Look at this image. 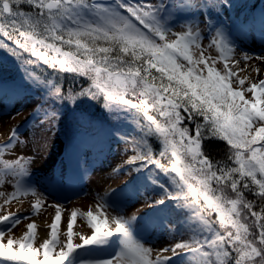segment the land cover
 <instances>
[{
  "label": "snow or ice",
  "instance_id": "obj_1",
  "mask_svg": "<svg viewBox=\"0 0 264 264\" xmlns=\"http://www.w3.org/2000/svg\"><path fill=\"white\" fill-rule=\"evenodd\" d=\"M238 4L0 0V53L21 73L19 84L0 79V99L19 103L30 90L41 97L25 119L28 135L16 124L0 143V188H11L0 190V209L35 198L27 216L0 213V264H264V54L240 46L264 41V13L232 23L227 13L239 14ZM47 70L81 81L79 89L66 91ZM85 102L98 104L111 127L79 111ZM65 103L73 109L75 141L49 181L52 190L71 182L68 170L80 171L81 157L86 163L101 140L124 146L113 173L127 179L97 191L95 208H73L66 230L64 202L54 200L41 239L31 220L47 199L30 180L43 159L35 146L51 149L62 119L57 105ZM212 139L226 143L223 161L205 153ZM138 201L142 209L126 217L123 210ZM78 216L90 234L74 232ZM141 230L173 239L157 248Z\"/></svg>",
  "mask_w": 264,
  "mask_h": 264
},
{
  "label": "rangeland",
  "instance_id": "obj_2",
  "mask_svg": "<svg viewBox=\"0 0 264 264\" xmlns=\"http://www.w3.org/2000/svg\"><path fill=\"white\" fill-rule=\"evenodd\" d=\"M264 13V0H258L257 4H253L249 7H245L241 14H238L235 19L232 18V23H238L245 17L258 18ZM205 44L207 41L204 42ZM241 48L253 55L264 54V41L260 39H249L240 43ZM1 60V56H0ZM14 62L11 58H8L6 62H3L1 70H9L11 63ZM259 64V62H254ZM13 65V64H12ZM243 66V64L241 65ZM264 68V65H260ZM248 73H242L246 75ZM255 77V73H251ZM39 103V100L34 93L30 90L26 92L23 99L19 103H14V100L9 98L0 99V143H3L9 133L11 126L19 124V132L24 135H28V130L32 127L31 120L25 122V119L29 116V113L33 110L34 106ZM19 113V114H18ZM55 136L51 143V149L46 150L47 146L39 148V154L43 157L42 160L32 166V175L30 177L31 182L35 183L40 189L46 190L45 194L47 199L45 206L36 215L31 216V220H34L38 226V235L41 239L45 238L48 231L47 224L51 223V219L55 214V209L48 207L54 200L63 201V208L66 212H63L62 222L60 225L61 230H66V218L70 215L73 208H79L82 212H86L89 207L95 208L96 200L94 199L97 191L101 193L106 188H117L126 179V175H116L113 173V168L125 159L123 155L124 146L121 145L119 149L116 147L115 141H109V143L103 147L98 144L92 150L91 154L87 157L85 163L84 157H81V170L78 171L75 176L71 169L68 170V177L71 179L70 183H66L58 190L53 191L49 181L54 177L58 178V174L61 169V162L66 160L67 152L64 149L63 142L59 137L56 129H53ZM132 129L130 128V132ZM23 138V136H22ZM109 144H111V150H109ZM33 147L32 145L29 148ZM0 190L10 191L9 186L0 188ZM50 192L51 195H47ZM34 197L31 195L23 197L21 200L14 201L7 209H0V213L6 214L7 211H12L20 215H29L32 212L31 203L34 202ZM2 203V201H0ZM137 209H142L140 202L130 203L129 207L123 210V214L127 217L130 216ZM109 212L116 215L117 212L113 209H109ZM148 214V213H147ZM28 220L22 221L21 225L15 229L17 235H20L25 229L24 225L28 223ZM74 232H80L81 234H90L86 221L78 216L74 223ZM141 234V233H139ZM144 239H147L153 246L160 247L166 242H170L173 237L162 235L159 231L153 233H142ZM181 237L176 236L175 239ZM186 239V237H183ZM78 242V237L75 238Z\"/></svg>",
  "mask_w": 264,
  "mask_h": 264
},
{
  "label": "trees",
  "instance_id": "obj_3",
  "mask_svg": "<svg viewBox=\"0 0 264 264\" xmlns=\"http://www.w3.org/2000/svg\"><path fill=\"white\" fill-rule=\"evenodd\" d=\"M257 1L258 0H240V2L242 4L237 5V8L240 9L239 14L242 13L243 8L249 7L253 4H255ZM24 7H25V10H30L28 8V6H24ZM227 15L231 21L232 18L233 19L236 18L238 13L235 10H233L232 12L227 13ZM0 56H1V60L3 62H6L7 59L9 58L7 56H4L2 53H0ZM44 74L49 75V76H54L58 80V82H60L64 86L66 91H68L69 89L78 90L80 87L81 81H73L72 77L68 74H53V73H51L50 70L45 71ZM20 77H21V73H20V71H18V68L14 62L11 63V68H9V70L4 71V70L0 69V79L6 81L8 83L14 82L16 84H19V83H21ZM34 93L36 94V96L40 102V99H41L40 93H38L36 91H34ZM57 107L59 108V110L61 112L62 119H61V122L59 124L58 129H56V130L59 134V137L61 138V140L63 142L64 149L66 151H68L70 145H72L75 141V129H74L75 128V121L73 119V109L67 103H65L63 105H57ZM78 110L86 112L87 115L92 120L102 124L103 126L111 127L110 122L108 120V117L106 116L105 112L101 109V107L98 104L89 103V102L81 103L79 105ZM120 127H121V130L125 131V132H130V128L132 129V126L128 125V124H122V125H120ZM108 143H109L108 140H101L98 143V145L100 147H103V146L107 145ZM152 146H153V150L158 153L159 152L158 143L153 141ZM204 151L214 161H216V160L223 161L224 159H226L227 145L223 141H220L217 139H212V140L205 142ZM71 170L73 171V174H74L72 176H75L77 174V170H76L75 166H73V168H71ZM159 178L162 181H165V178L163 176H160ZM126 179H127V177H126ZM249 198H251L250 195H249ZM147 215L151 216L152 212L149 211ZM140 233H143V231L141 230ZM185 237L187 238V236H185ZM97 254L98 255H107V253H105V252H100Z\"/></svg>",
  "mask_w": 264,
  "mask_h": 264
}]
</instances>
